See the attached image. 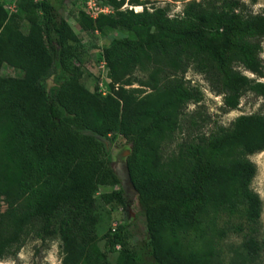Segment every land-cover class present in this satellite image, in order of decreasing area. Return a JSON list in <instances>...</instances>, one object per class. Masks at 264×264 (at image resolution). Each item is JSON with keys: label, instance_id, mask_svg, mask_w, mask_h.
I'll list each match as a JSON object with an SVG mask.
<instances>
[{"label": "trees", "instance_id": "1", "mask_svg": "<svg viewBox=\"0 0 264 264\" xmlns=\"http://www.w3.org/2000/svg\"><path fill=\"white\" fill-rule=\"evenodd\" d=\"M97 2L111 12L95 19L82 12L77 22L84 31L115 32L103 49L105 95L80 83V39L52 0H15L24 27L0 4V261L29 239L53 238L61 264H111L107 254L117 249L114 264H225L215 242L226 234L223 222L243 234L228 264L253 263L262 200L251 189L257 168L249 156L264 151V114L186 138L168 158L162 146L187 104L201 100L185 80L189 69L222 97L224 113L237 110L246 93L264 103V9L192 0L171 18L169 5L156 0ZM125 4L143 9L121 10ZM4 65L16 75L2 76ZM117 136L128 146L143 232L133 245L125 220L106 233L105 251L95 234L98 189L115 188L100 196L104 205L127 200L112 165Z\"/></svg>", "mask_w": 264, "mask_h": 264}, {"label": "rangeland", "instance_id": "2", "mask_svg": "<svg viewBox=\"0 0 264 264\" xmlns=\"http://www.w3.org/2000/svg\"><path fill=\"white\" fill-rule=\"evenodd\" d=\"M88 0H52V2L59 9L60 14L66 19L73 32L79 37L80 45L76 47L75 56L77 64L83 71L80 83L89 91H93L98 87L100 92H107V68L103 61V49L108 46L111 37L115 32L107 29L104 33L97 31H84L80 28L77 20L80 13L87 9ZM153 1V0H151ZM156 6L169 5V16L176 17L182 14L184 6L188 1H173V0H156ZM199 1V0H195ZM253 13L261 12L264 9V0H243ZM1 6L7 11L9 15L19 14L22 21L21 25L24 27V13H20L15 7V0H0ZM150 6V4H147ZM133 9L134 12H141L142 6H129L125 4L121 10ZM85 13V12H84ZM261 57L264 61V41L262 44ZM2 76H15V69L3 66L1 69ZM58 72L48 78L45 82L47 91L57 83ZM136 75L144 78V74L137 72ZM187 85L198 89L201 93V100L197 103H188L184 109L181 117V126L173 134L170 141L164 142L162 146V154L164 158H168L174 153L178 145L186 138H196L202 135H208L218 126L230 127L231 123L240 115L250 114H264V103L260 98H257L252 93H246L240 100L237 110L229 113L223 112L222 97L212 92L205 82L203 77L189 69L185 74ZM264 82V79L262 80ZM133 87H137L134 85ZM128 146L123 137L117 136L115 144L111 148L112 165L120 174L125 164V158L128 156ZM249 159L255 163L257 172L252 180L251 189L257 192L262 200V213L260 217L261 228L258 236V241L261 250L250 264H264V151L258 154L249 156ZM114 187H99L96 196L97 212L99 215V222L95 227V234L97 236V243L100 249L105 250V235L115 225L128 221L130 241L134 245L142 236L143 223L138 216L136 193L133 190L127 189L126 205H104L100 202V196L104 193L111 192ZM6 206L1 203L0 212L4 211ZM226 220V219H225ZM237 223L238 220H233ZM226 230V234L217 238L216 247L221 252L224 263L228 264L230 258L234 255V251L240 249L243 241V234L237 233L234 230L228 231V226L223 222L218 224ZM119 249L107 254V259L111 264L117 260ZM0 264H61L60 242L56 239H46L41 241L33 238L29 239L24 246L19 250L17 256L10 257L0 261ZM149 264H152L149 261Z\"/></svg>", "mask_w": 264, "mask_h": 264}, {"label": "built area", "instance_id": "3", "mask_svg": "<svg viewBox=\"0 0 264 264\" xmlns=\"http://www.w3.org/2000/svg\"><path fill=\"white\" fill-rule=\"evenodd\" d=\"M87 9L84 11L89 17L95 19L100 14H108L111 12V9L107 6H100L97 2V0H88L86 2ZM108 82L109 79H108ZM105 95V93H103ZM119 248V247H117Z\"/></svg>", "mask_w": 264, "mask_h": 264}, {"label": "water", "instance_id": "4", "mask_svg": "<svg viewBox=\"0 0 264 264\" xmlns=\"http://www.w3.org/2000/svg\"><path fill=\"white\" fill-rule=\"evenodd\" d=\"M122 170L124 172H122L121 174L119 172H117L114 168V171L117 173L118 177L120 178L121 180V184L124 188V190L126 191L127 189L129 190H133V186H132V183L130 181V178H129V174H128V170H127V167H126V164H124Z\"/></svg>", "mask_w": 264, "mask_h": 264}]
</instances>
